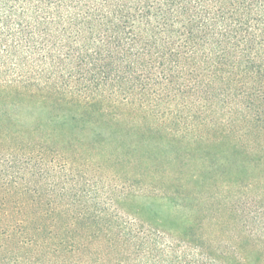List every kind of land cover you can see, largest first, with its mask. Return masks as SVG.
Segmentation results:
<instances>
[{
    "label": "trees",
    "instance_id": "obj_1",
    "mask_svg": "<svg viewBox=\"0 0 264 264\" xmlns=\"http://www.w3.org/2000/svg\"><path fill=\"white\" fill-rule=\"evenodd\" d=\"M136 112L160 137L262 158L264 0H0V264H253L185 204L83 171L72 123Z\"/></svg>",
    "mask_w": 264,
    "mask_h": 264
},
{
    "label": "rangeland",
    "instance_id": "obj_2",
    "mask_svg": "<svg viewBox=\"0 0 264 264\" xmlns=\"http://www.w3.org/2000/svg\"><path fill=\"white\" fill-rule=\"evenodd\" d=\"M142 115L130 113L124 121L115 123H106L107 118L105 123H95L80 117L88 120V124L72 123L69 131L75 132L72 140L88 144L83 150L86 160L79 161L87 165L83 171L90 172L100 184L140 180V185L146 186V191L156 198L153 206L169 210L168 206L175 203L185 204L183 209L191 208L205 235L217 241H237L250 253L253 264H264V152L258 153L262 158L257 162L248 155L252 161L249 163L239 147L230 143L214 151L190 145L191 136L160 137L145 126L154 118ZM107 140L117 144L116 148L105 150L107 156L91 146ZM217 159L228 167L227 172L215 164ZM247 166L249 172L244 170ZM99 187L103 189L102 185ZM167 217L165 213L164 219Z\"/></svg>",
    "mask_w": 264,
    "mask_h": 264
}]
</instances>
